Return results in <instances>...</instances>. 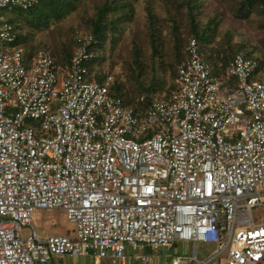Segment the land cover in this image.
Segmentation results:
<instances>
[{"label": "built area", "instance_id": "1", "mask_svg": "<svg viewBox=\"0 0 264 264\" xmlns=\"http://www.w3.org/2000/svg\"><path fill=\"white\" fill-rule=\"evenodd\" d=\"M39 0H0V264H55L89 257L128 264L147 248H197L171 264H264V79L238 53L210 78L196 40L177 69L175 89L135 113L87 68L97 40L76 33L67 69L26 53L2 10ZM103 69L104 63L100 64ZM59 210L74 238L39 239L34 210ZM29 227L31 235L21 231Z\"/></svg>", "mask_w": 264, "mask_h": 264}, {"label": "trees", "instance_id": "2", "mask_svg": "<svg viewBox=\"0 0 264 264\" xmlns=\"http://www.w3.org/2000/svg\"><path fill=\"white\" fill-rule=\"evenodd\" d=\"M233 21L243 23L259 38L263 53L256 59L248 57L257 61L255 70L257 78L260 76L252 81L261 82L264 0H39L10 18L16 46L30 54L48 52L60 73L70 65L77 32L92 35L97 48L109 45L113 65L107 64L106 70L86 81L101 82L113 76L109 95L123 99L135 113L145 110L154 97L165 99L175 89L177 69L187 60L191 40L199 47L201 43L205 58L200 52L199 58L209 77L222 74L246 45L233 39V30L227 26ZM104 62L105 55L99 56L96 65Z\"/></svg>", "mask_w": 264, "mask_h": 264}, {"label": "rangeland", "instance_id": "3", "mask_svg": "<svg viewBox=\"0 0 264 264\" xmlns=\"http://www.w3.org/2000/svg\"><path fill=\"white\" fill-rule=\"evenodd\" d=\"M17 7H11L10 11L2 10L7 17L14 19L17 17ZM227 26L230 27L233 31V35L236 42L246 44L242 52L246 55L251 56L256 59V56L261 55L263 51L260 50L261 45L258 43L259 38L250 31H247L243 23H227ZM3 44H0V50L3 49ZM255 46L256 50H251V47ZM101 52V53H100ZM109 52L110 46L107 45L105 47L96 48L93 52L94 57L86 63L87 68L91 71V73L96 77L99 75V70H106L107 64L109 67L113 65V62L109 60ZM99 56H104L107 58V63L104 62L105 67L102 69L99 65H96L98 62V54ZM200 54L203 56L202 47L200 43ZM205 58V57H204ZM117 70L118 67L116 66ZM114 71L115 73L117 72ZM258 70V69H257ZM257 70L254 71L252 77L249 81L258 80L260 76L257 78ZM104 73V71H103ZM261 75V73L259 74ZM264 77V76H263ZM114 78V77H113ZM249 217L254 223L264 224V207H254L249 210ZM31 225L35 229L36 234L39 239H46L50 236L56 235H64L74 238V234L76 231V226L73 223L68 222L66 215L64 212L59 210H34L31 216ZM21 235L23 238H27L31 235V229L29 227L23 228L21 231ZM214 244H202L196 242H181L178 243L173 249L168 250L158 255V262L166 261L169 264L173 259L180 258L184 260V258L189 257L193 253V249H198V258L202 259L207 257L215 248L208 246ZM55 264H93V260L87 257L86 260L82 258H76L75 260L68 258L67 256H57L54 257ZM130 264H139L136 260L130 261ZM104 264V263H103Z\"/></svg>", "mask_w": 264, "mask_h": 264}, {"label": "crops", "instance_id": "4", "mask_svg": "<svg viewBox=\"0 0 264 264\" xmlns=\"http://www.w3.org/2000/svg\"><path fill=\"white\" fill-rule=\"evenodd\" d=\"M52 59H53V58H52ZM52 61H53V60H52ZM53 63H54V61H53ZM54 65H55V64H54ZM55 67L57 68V66H55ZM29 227L31 228L32 225H30ZM74 236H75V234H74ZM176 245H177V244L173 245L170 249H152V248H147V249L144 251V253L142 254V256H144V257L146 258V260H147V264H167L166 261H162V260H161V262H158V255H159L160 253L165 252V250L168 251V250L173 249ZM208 246H211V247L214 248V245H208ZM196 254H197V258H198V251H197ZM76 258H82L83 260H86V259H87V257H76ZM76 258H70V259L75 260ZM198 259H199V258H198ZM133 260H136L137 263H139V264H145V263L141 260V257L136 256V255L129 254V257H128V264H130L129 262H130V261H133ZM103 263H104V264H110V262L107 261V260H102V261H101V264H103ZM169 264H171V262H170Z\"/></svg>", "mask_w": 264, "mask_h": 264}, {"label": "clouds", "instance_id": "5", "mask_svg": "<svg viewBox=\"0 0 264 264\" xmlns=\"http://www.w3.org/2000/svg\"><path fill=\"white\" fill-rule=\"evenodd\" d=\"M18 9H20V8H18ZM262 79H264V78H262Z\"/></svg>", "mask_w": 264, "mask_h": 264}, {"label": "flooded vegetation", "instance_id": "6", "mask_svg": "<svg viewBox=\"0 0 264 264\" xmlns=\"http://www.w3.org/2000/svg\"><path fill=\"white\" fill-rule=\"evenodd\" d=\"M98 42V41H97Z\"/></svg>", "mask_w": 264, "mask_h": 264}]
</instances>
